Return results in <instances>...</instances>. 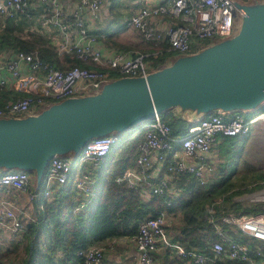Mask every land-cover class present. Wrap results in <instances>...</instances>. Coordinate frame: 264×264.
I'll use <instances>...</instances> for the list:
<instances>
[{
	"label": "built area",
	"instance_id": "2783aa9c",
	"mask_svg": "<svg viewBox=\"0 0 264 264\" xmlns=\"http://www.w3.org/2000/svg\"><path fill=\"white\" fill-rule=\"evenodd\" d=\"M139 2L141 4L125 20L124 26L136 29L145 40L166 47L150 55L129 49L115 50L107 56L101 48L103 34L90 28L101 16L103 0H73L70 11L64 8L61 0H0V19L27 23L37 19L52 51L57 55H74L84 63V66L62 69L34 51L14 50L3 55L0 91L9 90L18 96L7 99L0 106V117L33 115L51 103L92 94L104 82L115 78L145 77L155 70L147 60L149 56L189 54L203 48L207 41L223 39L231 34L239 12L234 0H165L156 5L149 4L148 0ZM258 122H264V105L254 113L214 112L192 121L187 134L176 138L172 136L170 125L156 116L139 127L144 135L138 144L137 156L115 182L139 190L140 194L164 198L165 204L171 206L173 199L167 197L173 179L188 175L198 184L206 185L213 166L206 164L205 159L217 137L247 135ZM118 141L114 135L92 139L75 161L54 157L38 190L30 182V173L20 170L0 171V187L27 193L37 204V216L27 217L28 223L39 224L55 186L71 182L77 195L84 198L75 209V213L80 214L94 199L98 172ZM169 156L174 160L167 166L168 175L155 181L154 165L164 164ZM189 158H196L198 162H191ZM207 211L208 221L218 239L208 244L209 253L178 248L181 256L191 258V264H216L218 261L264 264V251L260 246L250 249L247 243L235 239L223 228L236 227L244 237L264 243V211L216 217L214 204L207 207ZM169 216L166 209H159L137 222V231L129 238L138 251L139 264L154 263V252L165 235ZM0 224L14 234L25 233L28 229L16 207L7 200L0 202ZM113 248V242L91 244L79 250L76 260L69 264H104L105 250Z\"/></svg>",
	"mask_w": 264,
	"mask_h": 264
},
{
	"label": "water",
	"instance_id": "95a60500",
	"mask_svg": "<svg viewBox=\"0 0 264 264\" xmlns=\"http://www.w3.org/2000/svg\"><path fill=\"white\" fill-rule=\"evenodd\" d=\"M235 3L233 30L219 42L167 60L145 77L115 78L33 115L0 117V170L34 173L38 190L54 157L75 161L92 139H120L170 110L190 122L214 112H256L264 105V0Z\"/></svg>",
	"mask_w": 264,
	"mask_h": 264
},
{
	"label": "trees",
	"instance_id": "16d2710c",
	"mask_svg": "<svg viewBox=\"0 0 264 264\" xmlns=\"http://www.w3.org/2000/svg\"><path fill=\"white\" fill-rule=\"evenodd\" d=\"M102 40L110 48L118 50L135 49L149 55L166 47L164 44L145 40L136 29L126 26L117 28L106 38L103 37ZM1 44L12 45L17 50L25 52L37 51L44 60L53 62L62 69L73 66H84V63L74 57V55H57L45 45L39 46L40 44L37 45L31 41H24L19 36H4L2 34L0 35ZM170 55L172 53L158 57L149 56L147 60L157 69L167 62ZM9 92L13 95L4 97L2 101L0 100V106L7 99L18 96L14 95L12 91ZM160 116L163 121L170 125L172 136L182 138L187 134L191 123L188 118H179L172 112ZM138 130L139 128H135L126 133L124 142L119 145L117 143L116 145L118 146L115 145L116 147L112 148L103 168L100 170L98 183L95 188L96 195L83 212L80 214L75 213V209L84 198L82 199L77 195L71 182L60 186L54 197L46 202L43 219L40 223H29L27 225L28 229L25 235H27L29 243L25 264H69L74 262L79 250L108 238L133 235L137 231V222L139 220L153 215L155 210L163 208L164 200L162 198L157 196L153 197L150 202H143L141 201L139 190L126 188L115 182V178L129 169L136 158V155L133 158L135 151L134 144L129 143H132V136ZM239 138L238 136L225 137V147L228 148L227 150L233 151L240 147ZM125 151L128 153L125 154ZM112 167L115 168L111 171ZM230 189H232V184L228 182V178L220 184L208 188L201 186L194 180L193 183L185 187L180 198L170 206V211L180 209L182 213L185 221L182 242H188V246H186L187 250L195 247L197 251L203 253L210 252L208 244L218 238L214 233V228L207 220L206 206L214 202L213 197L225 195ZM225 201L217 205L214 204L216 217L223 216L230 211L239 213L240 210L245 209L246 211L256 213L264 211V207L262 206L242 208L240 203H232V206L228 208ZM223 228L231 235L236 234V231H238L233 226H224ZM43 236L48 239L44 253L41 252L37 244V241ZM31 242H34V247L29 254ZM260 247L264 251V245ZM8 254L9 252H0V264H4L3 259ZM216 264L243 263L238 261L222 263L218 261Z\"/></svg>",
	"mask_w": 264,
	"mask_h": 264
},
{
	"label": "crops",
	"instance_id": "0c3cea01",
	"mask_svg": "<svg viewBox=\"0 0 264 264\" xmlns=\"http://www.w3.org/2000/svg\"><path fill=\"white\" fill-rule=\"evenodd\" d=\"M64 8L66 10H71L73 7V0H61ZM165 0H148V3L151 5H156L158 3H163ZM141 4L139 0H103L102 8H101V16L99 20L92 22L90 28L92 31L96 33H101L106 38L112 31L117 28L124 26V22L126 19L131 17L133 11ZM0 24L2 27L0 31L1 34H5L9 28L11 27V31L15 29L23 28V33L28 34V31L32 32L34 35L39 36L43 41V43L48 44V39L44 34L43 30H41L40 24L37 19H35L31 23H27L23 20L14 22L12 20H2L0 19ZM15 35V34H13ZM18 35H20L18 33ZM17 36V35H15ZM27 37H30L27 35ZM23 39V38H22ZM25 39V38H24ZM101 48L105 55L111 56L116 48L107 47L106 43L102 40ZM14 51V50H13ZM3 56V55H2ZM1 56V57H2ZM169 60V59H168ZM0 95L2 96L0 100L3 98L13 95L9 92V90L0 91ZM15 95V94H14ZM175 116L174 110H170ZM168 113V112H167ZM231 115V114H228ZM192 122V121H191ZM142 131L138 130L133 135L142 136ZM249 139L245 145L244 153L247 150L248 144L254 145L257 150L261 149L259 147L264 146V122L255 123L250 132L247 134ZM225 136H218L216 142L213 145V148L210 154L207 155L205 159V163L213 166V171L207 176V184L201 185L205 188L210 186H216L220 184L222 181L230 177L226 174L228 169L227 156L231 153H237L241 148H236L233 151L227 150L225 147ZM138 144L136 145L134 156L137 154ZM264 148V147H263ZM174 158L169 156L164 164H155L152 169V174L154 176V180L157 181L159 178L168 175L167 166L173 162ZM191 162H198L196 158L188 159ZM223 164L227 165L226 169H223ZM132 166V165H131ZM130 166V167H131ZM2 171V170H0ZM6 172V171H2ZM100 171L98 172L99 176ZM194 179L191 176L183 175L179 178H175L172 180L170 185V191L168 194L169 199H173V203L177 201L180 196L183 194L185 187L193 183ZM30 182L33 186L34 182V173H30ZM34 187V186H33ZM60 188L59 185L55 186V190L57 191ZM56 191L52 197H54ZM51 197V198H52ZM141 201L150 202L153 197L148 194H140ZM161 209H166L169 212V219L166 226L165 235L158 242L157 248L154 252V263L153 264H191V258H186L181 256L178 253V248L186 249L188 246V242H182L183 238V230L185 228V221L182 218V213L180 209L176 211H170V206L165 204ZM7 200L13 203L19 212L20 219L27 226L28 220L27 217H36L37 216V204L30 200L29 195L24 192H20L14 188H3L0 187V202ZM218 203L221 201L217 200ZM215 202V203H217ZM172 203V205H173ZM171 205V206H172ZM209 207V206H208ZM155 210L153 213H155ZM14 235L5 225L0 224V250H11L13 247H18L21 250L25 248L29 243V239L25 233L17 234V239L10 238ZM234 238L247 243L253 249L255 246L264 245L263 242L258 240L249 239L244 237L240 232L236 231V234H233ZM114 243L113 249H106L104 256V264H139V254L136 250V247L131 242L129 236H120L108 238L103 241H100L99 245H107L109 243ZM11 245V246H8ZM192 249L196 250L197 248L193 247ZM226 263V262H225Z\"/></svg>",
	"mask_w": 264,
	"mask_h": 264
},
{
	"label": "rangeland",
	"instance_id": "374dc122",
	"mask_svg": "<svg viewBox=\"0 0 264 264\" xmlns=\"http://www.w3.org/2000/svg\"><path fill=\"white\" fill-rule=\"evenodd\" d=\"M234 1L244 4V5H252L254 2V0H234ZM1 27L2 25L0 24V28ZM23 28L24 27H20L19 29L14 28V30L11 31L12 29L10 27L9 30L4 34V36H13V34H15L19 36L20 39L23 38L22 40L24 41H31V42L36 43L37 45L40 44L39 46L45 45L47 48L51 49L50 47H48L47 43L43 44L44 40L39 38V36L34 35L32 32L28 31V34H24L22 32ZM0 32L2 33V31ZM1 33L0 35H2ZM18 33L20 35H18ZM27 35H29L30 37H27ZM220 40L221 39H218V38L212 39L210 41H207L205 46L214 44L216 42H219ZM13 50H17V49L13 47L12 45L1 44L0 45V59L4 58V57H1L2 55L11 53L13 52ZM34 52H37V51H34ZM180 55L182 54H173V55L168 56V59L170 60ZM143 135L144 133H142L141 137L140 135H133L131 139L132 143H129V144H134V148H136V145L139 144V142L143 138ZM238 137H240L239 138V146H240L239 148L243 147V145L245 147L249 139V136L244 135V136H238ZM118 140H120L118 141V145L122 144L125 140V135H123ZM263 147H259L261 149L257 150L254 145L248 144L247 150L245 153H244V149H242L238 151L237 153H233V154L230 153L227 156L226 163H228L229 165H228L226 174L230 177L228 182L232 184V189H230L225 195H216V197H213L214 202L211 205L213 204L217 205L218 204L217 200L221 202L227 200L225 201V204L228 208L232 206V203H240L242 205V208H250V207L255 208L256 206L264 207V148ZM126 153L128 152L125 151V154ZM61 157L74 161V158L73 157L71 158L68 155H62ZM133 158H134V155H133ZM223 166H224L223 169L225 170L227 165L223 164ZM114 168L115 167H112L111 171ZM211 205L206 206L207 217H209L207 207ZM215 205H214V208H215ZM229 213H235V211H230ZM239 213L253 214L256 212H249V211H246L245 209V210H240ZM10 238L17 239V234H14ZM47 243H48V239L45 238L44 236L37 241V244L41 252L44 253L46 251ZM8 246H11V245H8ZM27 246L28 245H26L23 250H21L18 247H13L11 248V250H8V251L4 249L0 250V252H9L7 257L3 259L4 264H25L27 260V254H28ZM29 254H30V251H29Z\"/></svg>",
	"mask_w": 264,
	"mask_h": 264
}]
</instances>
